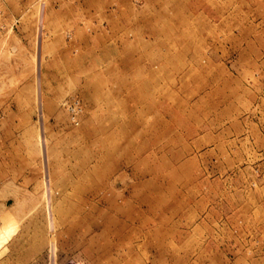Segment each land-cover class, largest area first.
<instances>
[{"label":"rangeland","instance_id":"rangeland-1","mask_svg":"<svg viewBox=\"0 0 264 264\" xmlns=\"http://www.w3.org/2000/svg\"><path fill=\"white\" fill-rule=\"evenodd\" d=\"M0 264H264V0H0Z\"/></svg>","mask_w":264,"mask_h":264}]
</instances>
